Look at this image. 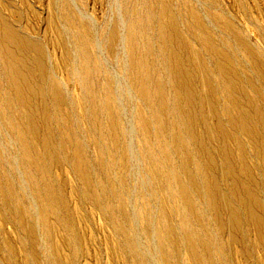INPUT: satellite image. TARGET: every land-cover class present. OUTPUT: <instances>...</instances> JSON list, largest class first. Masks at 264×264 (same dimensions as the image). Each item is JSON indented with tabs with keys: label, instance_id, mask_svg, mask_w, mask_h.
<instances>
[{
	"label": "rangeland",
	"instance_id": "374dc122",
	"mask_svg": "<svg viewBox=\"0 0 264 264\" xmlns=\"http://www.w3.org/2000/svg\"><path fill=\"white\" fill-rule=\"evenodd\" d=\"M0 264H264V0H0Z\"/></svg>",
	"mask_w": 264,
	"mask_h": 264
}]
</instances>
